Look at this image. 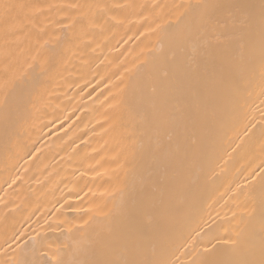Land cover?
<instances>
[{
    "label": "bare ground",
    "instance_id": "6f19581e",
    "mask_svg": "<svg viewBox=\"0 0 264 264\" xmlns=\"http://www.w3.org/2000/svg\"><path fill=\"white\" fill-rule=\"evenodd\" d=\"M261 259L262 0H0V264Z\"/></svg>",
    "mask_w": 264,
    "mask_h": 264
},
{
    "label": "snow or ice",
    "instance_id": "6c2138e0",
    "mask_svg": "<svg viewBox=\"0 0 264 264\" xmlns=\"http://www.w3.org/2000/svg\"><path fill=\"white\" fill-rule=\"evenodd\" d=\"M262 3H264V0H262ZM16 7H20L19 5H9V4H5L3 6L5 13L7 14L11 9L16 8ZM247 264H254V262H247ZM259 264H264V259H261L259 261Z\"/></svg>",
    "mask_w": 264,
    "mask_h": 264
}]
</instances>
